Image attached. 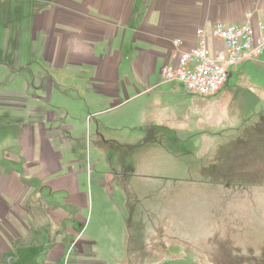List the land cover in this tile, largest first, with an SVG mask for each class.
<instances>
[{"label": "rangeland", "instance_id": "1", "mask_svg": "<svg viewBox=\"0 0 264 264\" xmlns=\"http://www.w3.org/2000/svg\"><path fill=\"white\" fill-rule=\"evenodd\" d=\"M12 12L0 17V92L22 84L20 61L35 62L1 49L9 32L33 43L13 31L27 24ZM1 114L0 144L15 146L19 122ZM85 133L87 264H264V73L255 65L238 66L211 98L165 85L92 118Z\"/></svg>", "mask_w": 264, "mask_h": 264}, {"label": "crops", "instance_id": "2", "mask_svg": "<svg viewBox=\"0 0 264 264\" xmlns=\"http://www.w3.org/2000/svg\"><path fill=\"white\" fill-rule=\"evenodd\" d=\"M21 3L30 4L31 12L12 6ZM260 5L252 0H0V17L13 11V23L27 24L13 31L33 41L15 44L9 32L3 53L20 58L17 51L30 52L35 60L20 61L25 77L20 74L19 88L0 92L1 115L19 122L17 145L0 144L14 148L0 153V264H87L89 241L80 228L86 223L83 153L91 119L169 85L162 69L176 65L180 51L197 46L198 30L206 31L211 47H223L211 35L213 25H242L250 14L257 24L264 20ZM174 40L183 45L176 47ZM251 64L264 73V55ZM237 70H231L229 81ZM81 80L86 87L75 89Z\"/></svg>", "mask_w": 264, "mask_h": 264}, {"label": "built area", "instance_id": "3", "mask_svg": "<svg viewBox=\"0 0 264 264\" xmlns=\"http://www.w3.org/2000/svg\"><path fill=\"white\" fill-rule=\"evenodd\" d=\"M253 15L242 25L216 22L212 37L223 47H211L204 29L197 32L196 47L180 51L177 63L162 69L166 84L178 83L188 95L211 98L219 95L227 86L231 70L244 63H256L264 55V20L252 23ZM180 48V40H174Z\"/></svg>", "mask_w": 264, "mask_h": 264}]
</instances>
